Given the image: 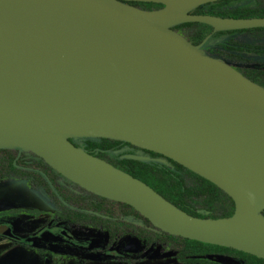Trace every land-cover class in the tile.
Instances as JSON below:
<instances>
[{
	"label": "water",
	"instance_id": "water-1",
	"mask_svg": "<svg viewBox=\"0 0 264 264\" xmlns=\"http://www.w3.org/2000/svg\"><path fill=\"white\" fill-rule=\"evenodd\" d=\"M124 1L163 7L144 10ZM212 1L34 0L1 8L0 28L46 37L54 12L72 11L86 26L61 30L86 44L84 54L51 79L0 87V149L31 151L81 188L132 206L166 233L264 259V87L172 29L184 22L264 27V17L190 13ZM164 13L170 24L160 20ZM131 77L161 92L163 101L121 111ZM70 138H108L162 154L214 183L231 197L234 211L221 218L190 215Z\"/></svg>",
	"mask_w": 264,
	"mask_h": 264
},
{
	"label": "trees",
	"instance_id": "trees-1",
	"mask_svg": "<svg viewBox=\"0 0 264 264\" xmlns=\"http://www.w3.org/2000/svg\"><path fill=\"white\" fill-rule=\"evenodd\" d=\"M216 0L199 5L190 12L195 14H211L222 17L246 18L253 16H264V7L259 6L256 0ZM125 4L133 7L151 8L161 6V3L124 1ZM174 30L183 29L182 33L189 42L199 45L206 39V43H217L222 50H236L249 54H264L263 45L239 44L232 40L237 33L262 31L264 27L240 28V29H214L213 26L200 22H184L172 27ZM248 78L259 83L264 87V71L255 74H246ZM75 146L82 148L89 154L102 158L110 162L115 167L131 174L133 177L142 180L152 187L155 191L169 200L171 203L184 210L190 215L202 218H221L230 216L235 208V204L230 196L223 192L211 181L188 170L172 159L150 150L142 149L128 142L113 140L108 138H70ZM4 153V160L0 163V174L9 172H23L27 170L25 177L34 180L37 185L49 191L50 187H55V181L60 175L53 168L48 166L39 156V161L32 163V166L22 165L18 167L19 160L15 155H11L7 149H0ZM126 154L138 155L147 158L146 161L136 160L125 157ZM189 175L193 183L187 184L185 176ZM1 177V176H0ZM63 180L70 182L63 176ZM72 183V182H70ZM60 189H62L60 187ZM64 198V194L61 193ZM94 196L95 199L81 198L75 199L78 205L81 202L94 210H100L106 204H118L119 206L131 207L125 203L111 201L106 198ZM223 198L226 199L224 207L217 206ZM70 200V197L65 198ZM67 201V202H68ZM80 203V204H79ZM264 216V209L260 212ZM183 238L181 242L184 246L179 252L182 253H207V252H236L250 258L251 262L264 263V259L250 255L248 253L223 247L215 244H209L197 240H192L180 236H173L159 230V236ZM249 261V260H248Z\"/></svg>",
	"mask_w": 264,
	"mask_h": 264
},
{
	"label": "flooded vegetation",
	"instance_id": "flooded-vegetation-1",
	"mask_svg": "<svg viewBox=\"0 0 264 264\" xmlns=\"http://www.w3.org/2000/svg\"><path fill=\"white\" fill-rule=\"evenodd\" d=\"M162 7L163 5L159 6V8ZM141 8L144 9L143 7ZM220 49L221 51L226 52L232 51L229 49L222 50V47H220ZM210 55L227 62L218 54ZM239 72L246 76L244 72ZM7 150L10 151L13 149ZM30 153L34 157L30 160L25 159L21 152H17V154H15V159L19 160V164L17 165L18 167H21L22 165H28L29 167L32 166V163L35 161H39L36 154L31 151ZM61 176L62 175L60 174L58 177ZM70 184L77 186L85 194L89 195L86 196V199H95L94 196L90 195L93 193L81 188L74 182ZM51 188H53L54 193H52V195L54 197L57 196L59 199L61 198L63 203L68 201L65 198L70 197L68 202H70L71 205H76L74 206L75 211L71 213V216L67 214L62 216L60 215L61 218L49 221L39 230L29 231L23 226L22 222L19 223L12 220V218H9V215L7 214L5 216L0 214V239H8L13 242H19L24 246H30V248L36 246V250L39 252L42 264H100V262H104L102 260L113 259H115L113 260L115 261V264H144V262H142L143 259L146 261L145 264H154L157 258L156 252L158 245L164 241L171 242V245L175 247L176 253L174 254V257L179 264H253L250 258L236 252L181 254L179 250L182 246H184V244L181 243L184 240L183 238L168 237L163 235L159 236L160 229L154 226L146 217L141 215L132 206L129 205L131 207L130 209L128 207L111 203L102 206L100 210H94L92 207H88L82 202L81 204L79 203L80 205L77 204L78 202L75 200L77 197L79 199L84 198L83 196H79V194L75 195L69 191L67 192L62 190L65 192V194L63 193V198L60 194L61 189L58 186L57 180L55 181V187ZM100 216L106 217L107 220H101ZM83 219H87L89 222H92L102 228L103 231L106 232L107 237H89L75 234V232L69 228L67 222L77 223L80 220L83 221ZM164 238L165 240H163ZM255 264L264 263L256 262Z\"/></svg>",
	"mask_w": 264,
	"mask_h": 264
},
{
	"label": "rangeland",
	"instance_id": "rangeland-1",
	"mask_svg": "<svg viewBox=\"0 0 264 264\" xmlns=\"http://www.w3.org/2000/svg\"><path fill=\"white\" fill-rule=\"evenodd\" d=\"M239 2L243 1L239 0L236 3ZM256 2L259 6L264 7V0H256ZM137 8L142 9L141 7ZM158 8L159 6L151 7L149 9L144 8V10H157ZM175 31L181 35L186 32V30L183 29ZM232 40L239 44L263 45L264 30L237 33L233 36ZM198 46L209 54L220 55L221 58L225 59V61L245 74H255L256 72L264 71V55L246 54L236 50L230 52L221 51L217 43H206V39ZM5 58L6 57L4 56V61L0 62V72H2L0 73V78L4 76V71L6 72L5 74H9L10 72L9 67H11V63H9L10 61L8 58ZM11 73L12 72H10L9 75H11ZM0 83H2V81H0ZM17 152H21L27 160L34 158L30 151L26 149H13L9 151V153L13 155L17 154ZM4 157V153H0V163L3 162ZM26 173L27 170H24L23 172L0 174V214H3L4 216L7 214L12 220L19 223L22 222L23 226L29 231L39 230L49 221L61 218L60 215L67 214L71 216V213L75 211L74 206L76 205H71L70 202L63 203L61 198L59 199V197H54L52 195V193H54L53 188L50 187V192H46L38 186V183L34 180L25 177ZM56 180L58 186L62 188L61 192L64 194L65 192L62 190L69 191L75 195L79 194V196H83L84 198L89 196L77 186L70 184L61 177H58ZM185 180L187 184L193 183V180L189 175L185 176ZM224 201L226 202L225 198H223L217 206L224 207L226 205ZM100 218L103 221L107 220L104 216H100ZM67 223L69 228L75 232V234L89 237H107L106 232L103 231L102 228L89 222L87 219H83V221L80 220L77 223ZM163 240H165V238ZM156 253L157 258L154 264H179L174 257L176 249L171 245V242H161L158 245ZM113 260H102L104 262H100V264H115V261ZM142 262L145 264V259H143ZM0 264H42V261L39 252L36 250V246L30 248V246H24L19 242L0 239Z\"/></svg>",
	"mask_w": 264,
	"mask_h": 264
},
{
	"label": "bare ground",
	"instance_id": "bare-ground-1",
	"mask_svg": "<svg viewBox=\"0 0 264 264\" xmlns=\"http://www.w3.org/2000/svg\"><path fill=\"white\" fill-rule=\"evenodd\" d=\"M33 1L0 0V9L25 6ZM160 20L171 23L166 13L160 16ZM46 24L53 32L51 37L0 28V62L4 61V56L8 58L11 63L9 70L12 72L9 75L10 72L5 74L4 71L5 77L0 78L1 88H23L41 84L69 68L84 54L86 41L75 32L71 34L68 30H61L63 26L76 30L84 28L86 23L79 15L68 10H56ZM162 101L161 92L131 77L120 110H140ZM217 174L218 169L211 172L210 176L215 178Z\"/></svg>",
	"mask_w": 264,
	"mask_h": 264
}]
</instances>
